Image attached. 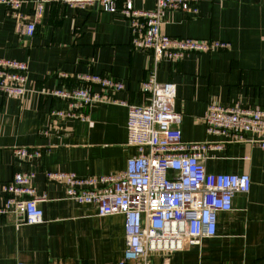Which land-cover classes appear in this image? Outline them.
Returning <instances> with one entry per match:
<instances>
[{"label":"crops","instance_id":"1","mask_svg":"<svg viewBox=\"0 0 264 264\" xmlns=\"http://www.w3.org/2000/svg\"><path fill=\"white\" fill-rule=\"evenodd\" d=\"M33 6L34 0H26L22 11L30 14ZM134 6L152 10L156 0H134ZM163 20L162 31L169 35L225 40L231 46L157 63L151 51L132 46L127 18L96 4L48 3L29 36L18 31V19L0 0V58L29 65L24 96L0 93V207L2 187L16 171H36L37 194L47 197L40 202L42 223L0 214V264H119L127 244L124 216H99L93 206L68 198L65 185L48 180L45 172L88 176L124 170L137 153L127 145L128 106L92 104L87 121L61 119L52 111L64 110L66 102L49 91L78 84L79 73L96 72L125 83L116 98L145 104L141 83L154 69L161 82L177 86L183 140L212 145L207 170L248 173L252 187L235 195L232 210L218 213L216 236L184 250L154 252L153 264H264V148L208 133L203 119L210 103L264 108V0H201L197 14L169 10ZM61 71L69 77H60ZM16 146L38 148L41 157H17Z\"/></svg>","mask_w":264,"mask_h":264},{"label":"built area","instance_id":"2","mask_svg":"<svg viewBox=\"0 0 264 264\" xmlns=\"http://www.w3.org/2000/svg\"><path fill=\"white\" fill-rule=\"evenodd\" d=\"M1 1L18 19V31L29 36L34 35L48 3L61 2L77 8L96 4L127 18L132 46L151 51L157 63L165 57L180 61L189 53H211L231 46L225 40L184 38L162 31L167 11L197 14L201 0H156L152 10L136 8L134 0H34L30 14L22 11L26 0ZM28 69L26 61L0 58V93L24 96L29 90ZM59 76L67 78L69 74L61 71ZM77 79L78 84L49 91L67 105L52 114L61 119L87 121L89 105H127V145L137 148V153L128 158L126 168L119 172L80 176L73 171L48 170L45 174L48 180L65 185L68 198L93 206L99 216H124L127 244L119 264H153L154 252L184 250L188 244L199 245L203 239L216 236L218 213L232 210L237 193L250 192L252 178L248 173L207 170L205 159L212 145L208 141L183 140V114L175 106L176 84L161 82L154 69L141 83L146 103L128 104L114 96L125 90L122 80L96 72L79 73ZM203 119L208 133L227 134L234 142L254 141L264 148V108L210 103ZM219 145L214 146L222 147ZM13 152L20 158L41 157L38 148L16 146ZM35 177L34 170L16 171L4 183L1 215H13L25 224L44 222L40 202L47 197L37 194Z\"/></svg>","mask_w":264,"mask_h":264}]
</instances>
